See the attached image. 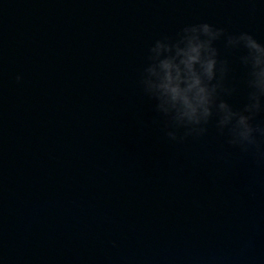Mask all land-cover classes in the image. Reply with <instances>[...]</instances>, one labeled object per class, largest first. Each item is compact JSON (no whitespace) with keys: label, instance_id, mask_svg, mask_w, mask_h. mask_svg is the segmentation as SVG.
Returning <instances> with one entry per match:
<instances>
[{"label":"water","instance_id":"water-1","mask_svg":"<svg viewBox=\"0 0 264 264\" xmlns=\"http://www.w3.org/2000/svg\"><path fill=\"white\" fill-rule=\"evenodd\" d=\"M200 21L264 43V0H0V264H264V159L168 142L137 88Z\"/></svg>","mask_w":264,"mask_h":264},{"label":"clouds","instance_id":"clouds-1","mask_svg":"<svg viewBox=\"0 0 264 264\" xmlns=\"http://www.w3.org/2000/svg\"><path fill=\"white\" fill-rule=\"evenodd\" d=\"M217 42L229 53H240L246 89L240 108L226 99L237 86ZM21 79L17 75V82ZM137 88L152 102L168 142L202 138L211 125L227 144L264 159V121L257 122L264 114V43L252 33L229 32L207 21L185 24L148 46Z\"/></svg>","mask_w":264,"mask_h":264}]
</instances>
